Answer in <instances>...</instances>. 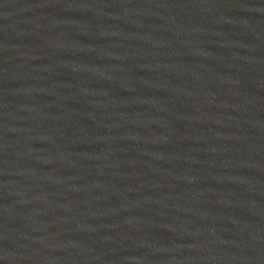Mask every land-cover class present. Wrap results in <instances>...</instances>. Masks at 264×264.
<instances>
[{"label":"water","instance_id":"water-1","mask_svg":"<svg viewBox=\"0 0 264 264\" xmlns=\"http://www.w3.org/2000/svg\"><path fill=\"white\" fill-rule=\"evenodd\" d=\"M0 264H264V0H0Z\"/></svg>","mask_w":264,"mask_h":264}]
</instances>
